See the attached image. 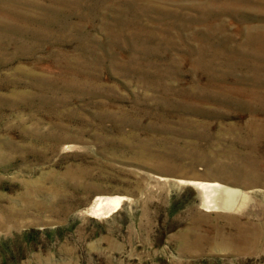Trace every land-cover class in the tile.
<instances>
[{
    "label": "rangeland",
    "instance_id": "1",
    "mask_svg": "<svg viewBox=\"0 0 264 264\" xmlns=\"http://www.w3.org/2000/svg\"><path fill=\"white\" fill-rule=\"evenodd\" d=\"M0 264H264V0H0Z\"/></svg>",
    "mask_w": 264,
    "mask_h": 264
},
{
    "label": "bare ground",
    "instance_id": "2",
    "mask_svg": "<svg viewBox=\"0 0 264 264\" xmlns=\"http://www.w3.org/2000/svg\"><path fill=\"white\" fill-rule=\"evenodd\" d=\"M124 199L125 198L122 197L108 198L106 202L100 203L98 208L100 207H113L114 209L119 208Z\"/></svg>",
    "mask_w": 264,
    "mask_h": 264
}]
</instances>
